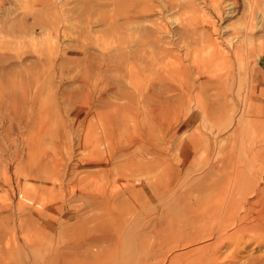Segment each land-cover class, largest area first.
Listing matches in <instances>:
<instances>
[{"label": "rangeland", "instance_id": "1", "mask_svg": "<svg viewBox=\"0 0 264 264\" xmlns=\"http://www.w3.org/2000/svg\"><path fill=\"white\" fill-rule=\"evenodd\" d=\"M0 1L12 48L1 78L23 88L41 77L34 118L0 116V264H264V32L245 33L252 0L212 15L239 59L219 80L191 75L195 93L158 118L122 95L133 0ZM146 1L156 9L137 32L150 53L183 56L194 14Z\"/></svg>", "mask_w": 264, "mask_h": 264}, {"label": "bare ground", "instance_id": "2", "mask_svg": "<svg viewBox=\"0 0 264 264\" xmlns=\"http://www.w3.org/2000/svg\"><path fill=\"white\" fill-rule=\"evenodd\" d=\"M159 1L162 4L161 8L159 7L161 12L162 11L167 12L168 10H178L179 12H182V13L188 12V14L193 13L194 15L192 18L193 20L190 23H188L186 27H183L185 34H189L191 38V44L186 45L183 51V56L178 55L177 52H171L170 55H167V56L164 55V58L159 61L154 53L153 54L150 53V50H154V48L151 49L152 47L151 38L148 35H144L145 38L142 39L140 36L141 34L140 35L138 34L139 31L137 32V29L140 28L139 26L142 24H145V23L141 24L140 20L146 21L147 17L152 12H154L156 8L152 7L151 5L152 3L146 0H133L132 1L130 20L134 21L133 30L134 31L136 30V31L134 32V41L132 40L133 42V46H132L133 48L131 49L132 56H131V59L129 60L130 70H129V75H128V82L130 86V91L128 93L123 92L124 94L122 95L124 98L126 97L130 99L131 101L143 100V101H148V103L150 102V107L148 106V108H150L151 110L150 113L152 112V113H155L156 115L158 114L157 116L154 114L156 118H158L159 114L162 111H165L166 109H169L170 111L172 110L170 109L172 107L170 106V104H172L171 101L173 99H184L185 100L186 97L184 96V93H187L188 97H190L191 95L195 93L192 87L193 86L192 84L186 87L187 88L186 92L184 91V86H186L187 83H189V78L191 75L196 74V76L200 77V76L205 75V72H204L205 69H209L212 71H209L207 73V76L213 77L219 80L220 76H222L226 72L227 66L229 65L231 66L232 62L234 63L235 61H237V59H239L238 54H240L237 52V50L233 49L231 42H228L226 39H224L221 36L219 30L216 29V23L214 22L213 17H212V15L216 19L222 17L223 8L224 6L227 5L226 0H189L188 3L185 5H183L180 0H159ZM228 5L235 7V8L239 7V3L237 2V0H232V3ZM261 7L264 8V0H252L250 2L249 9L251 12L252 20L245 28V33L249 36L251 34L253 35V33L256 30L264 32V9L262 11ZM204 8L210 12V16H208L207 18L204 16L200 18V16L198 15H200L201 13H205V11L203 10ZM255 14H260L259 19L261 18V22L259 21L260 22L259 25L253 24V21H254L253 15ZM201 27L204 30V34H200ZM145 31L146 30H144V32ZM159 31L162 32L163 34L169 35V31L166 28V26H161ZM195 36H198V38H195ZM213 36H217V37L214 38ZM158 40L157 42L161 43V40L159 41ZM155 41L156 40H154V42ZM3 44L5 47H3ZM16 46L18 47V45ZM169 46H172V44H169ZM2 47H3V50H5V48L7 47V45H5L3 41L0 42V54H2L0 55V58H1V62H4L2 60L4 52L1 53ZM8 47H7L8 49H12L10 48V46ZM36 58H39V57H36ZM240 58L242 59V57ZM9 61L10 60L8 59V62ZM187 61L190 64V68H188L183 63ZM1 62H0V65H2ZM5 65H2L0 67L3 68ZM1 77L3 76H0V116L6 115L8 118H11V119L13 118V120L17 119V121L18 119H20V121L21 120L23 121L24 119H27L28 117L34 118L36 114L35 105H36V100H37L36 99L37 98L36 96L37 95L36 94L37 85L36 84H38L41 81V77L32 76V80L30 79L31 82L26 83L23 86V88H21V86L18 84L9 83V81L7 82L4 80V78H1ZM67 97L71 98V96H68V95ZM155 102H157V105L154 106ZM160 115L163 116L162 114ZM0 127H2L1 121H0ZM2 147L3 146L0 142V150ZM2 157L3 156H1V158ZM4 171L5 169L3 170V172ZM0 178L2 179L1 174H0ZM19 193H20L19 196L21 197L19 200H21V203L22 202L27 203L29 200L27 199L28 197H26L22 188H20ZM105 198H107V195ZM100 199H102V197ZM108 200L107 202H109ZM1 201H5V200L0 198V211L2 209ZM96 201H99V199H96ZM44 202L45 200L43 199L42 201L39 202V204L36 207L41 208V206L44 205L43 204ZM24 235L25 233L22 236L24 237ZM110 238L113 240L116 238V236L111 235ZM118 240H119V237H118ZM9 241H14L16 243L17 236L15 234H12L11 237L9 238Z\"/></svg>", "mask_w": 264, "mask_h": 264}]
</instances>
